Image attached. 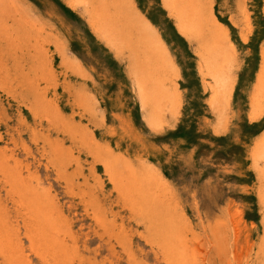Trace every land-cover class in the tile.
Wrapping results in <instances>:
<instances>
[{"label":"rangeland","instance_id":"obj_1","mask_svg":"<svg viewBox=\"0 0 264 264\" xmlns=\"http://www.w3.org/2000/svg\"><path fill=\"white\" fill-rule=\"evenodd\" d=\"M129 1L168 63L155 118L123 22L98 31L83 0H0L1 59L26 82L0 87V219L17 246L0 264H264V0L207 7L215 107L162 0Z\"/></svg>","mask_w":264,"mask_h":264},{"label":"bare ground","instance_id":"obj_2","mask_svg":"<svg viewBox=\"0 0 264 264\" xmlns=\"http://www.w3.org/2000/svg\"><path fill=\"white\" fill-rule=\"evenodd\" d=\"M83 1L88 3L86 5L93 16L92 24L98 31L104 32L107 25L111 26L115 21L124 23L123 28L126 30V40L124 41L128 46L127 48L132 51V62L136 67L140 79L141 96L146 101V104H148V108L155 118L154 115L160 112L166 104H172V99L167 89L169 80L166 73L168 70V63L162 56L161 49L159 48L160 46H157L156 43H153L147 38V34L143 27L136 23L135 20H131L132 18H130L128 13H123L122 8H126L127 10L130 1L128 3H126L127 0H120L117 2L114 0V2H111L112 0ZM211 1L212 0H162V3L169 12L170 17L174 19L181 35L186 38L190 44L196 46L195 58L201 65L200 69L202 70L201 72L204 76V80L210 81L209 86L213 94L211 104L215 107L222 98V91H220L217 86L220 67H217L213 61L220 37L216 34L215 25L210 21V13L207 7L212 5ZM130 6L132 7V5ZM135 19L137 20L136 17ZM1 37L2 30L0 29V43ZM117 38V36L114 37L115 42L118 40ZM1 57L0 55V87L13 91L14 93H18L19 90H24V88L21 87L22 85L26 89V82L20 79L19 75H17L16 81L9 67L6 68L3 65ZM10 86H12V89ZM258 157L264 159V140L261 141L259 146ZM134 194L132 190L127 193V197L129 199L132 197L134 201L130 208L132 211L135 210V203H137L134 198L135 196H133ZM3 225L0 219V250L6 257L7 262L12 263L17 256V253H15L17 246L10 247L11 245L8 243L7 239L8 236L4 234L2 229ZM35 253H38L37 249ZM40 256H42V254H40ZM27 264L32 263L29 262Z\"/></svg>","mask_w":264,"mask_h":264}]
</instances>
